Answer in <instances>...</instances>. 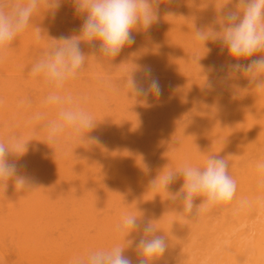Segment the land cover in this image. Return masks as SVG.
I'll return each mask as SVG.
<instances>
[{
  "label": "rangeland",
  "instance_id": "obj_1",
  "mask_svg": "<svg viewBox=\"0 0 264 264\" xmlns=\"http://www.w3.org/2000/svg\"><path fill=\"white\" fill-rule=\"evenodd\" d=\"M238 3H239V0H174V2L172 3H169V0H158L159 9L161 12L159 14L158 21L154 22L152 27L149 28L148 30H144L143 27L138 24V48L136 47L137 45L136 41H135V44L133 45H125L122 48L121 52L116 57H107V56H104L102 53H99V51H97L99 48V41L95 42L96 50H95V54L93 55L92 54L93 49L88 44L81 41V44L83 45V46L81 45V47L85 49V52H86V48H88V51H87L88 54L87 52L84 53L85 56L86 54L88 55V58H86L88 59L86 60L87 62L86 64H88L86 65V68L88 69H86L84 66L82 69L83 71L81 70L80 72L81 74H79V76L76 79H74V82H77V85L79 83H81L79 85L80 87L83 85L82 88H80L79 86H78V89L76 88L75 93L77 95L75 96V98L79 97L78 99H80L81 101L80 100L78 101L77 99L76 100L78 101V103L82 102L85 105L84 108L86 107V110L92 115L93 120H94L95 127L92 130L86 131L84 133L86 138L87 137L89 138L88 139V141L90 140L89 143L91 142L90 143L91 152H95L98 149V147H100L98 152L96 151L95 153V155L96 154L100 155L101 149L102 148L104 149V147H106V149L111 150L113 146L114 147L120 146L117 141H120L121 140L120 138L122 139L126 138V137H123L125 132L128 133V131H132V135L130 134L128 135L129 137L127 136L128 137L127 140L131 143L133 141L135 142V140L137 139L136 134H138V139L136 140V142L138 141V190L140 191L138 197H141V200H142L140 202V200L138 199L140 206L142 205L141 207L140 206L138 207V210H141V212L138 211V216H140L138 218L142 222L141 227L143 229V225L145 223H150V224H152V222L154 223V216L156 215L158 216L162 215L161 219L165 215L166 217L164 218H167L165 219L167 220L166 221L167 225L173 222L172 226L169 225L170 227L168 226L166 227L163 222L164 220L162 221V220H159L158 218H155V223L154 225L152 224L154 228H157L155 227L157 225L156 224L157 221L159 222L158 224H160V222L162 221L160 225L162 224L164 225H162L163 227H160V229L158 230L159 232L155 230L151 235L152 236H162L163 238L165 235L167 236L170 235L171 237L173 235L172 237L173 241L172 239L169 240L171 237L167 240L168 244L170 241L173 243V245L171 246L170 244L169 245L166 244L167 250L164 253V255L162 257L157 256L155 258H152L150 259L149 262H152L151 260H153V262H155L156 264L157 263L159 264H167V263L169 264H174V263L176 264H185V263L186 264H205V263L210 264L211 263L212 264L214 263L212 260L213 257L210 256L211 250H209L208 252L207 251L208 248L206 247H207V243L208 245L210 244L211 232L214 235V232H213L214 229H217V226L221 225V224H218V225L215 224V221H216L215 219H220L224 213L230 215L229 213L232 210L233 211L231 212V215L233 213V215L236 216V217L232 216V220L235 223V227L243 228V229L239 228V230L237 229V232L240 230L242 231L245 230L247 233L249 232L248 233L249 235H253L252 231L255 232L256 229L261 228L264 230V226H263L264 225V220H263L264 201L261 199L263 198L261 194H264V191H261V189L264 190V188L258 187L257 178H256L258 175L256 164L258 161H264V117H259V114L261 116V113L258 114V117H254V116L252 117L251 114H250L251 117L250 116L246 117L245 116L246 114L244 113L246 111L245 108L242 109L243 113L245 114L244 115L245 117H234L233 115V111L235 108L236 109L237 107L241 108L240 104H242L243 107H246L247 115H249L250 113V110L248 108L254 107L255 104L257 105L255 107H259V108L263 107V106L260 107V104L264 102V86H261L258 88L254 83L249 82L250 80L249 76L243 73H234L230 68L231 64H234L237 62L241 64H247L253 59L264 57V51L257 52L252 57H241L237 59L229 54L227 45H222L220 42V36L222 35L223 28L227 26L226 21L224 20V14L229 10L239 11L237 7ZM193 28H194V31H193ZM195 28L196 29L199 28L200 30H195ZM198 31L203 32L207 36V39H205V41L204 39H202L200 36L197 35ZM210 49H211V53H210ZM100 54L102 55L101 59H99V57H101ZM210 56H212V58ZM148 69L151 70V78L146 74V71ZM133 79L137 81L138 85L142 86L146 90V95H140L137 93L136 89L133 87L131 83ZM151 79H156L159 82V85L161 88V94L159 96L155 93L154 90L150 88ZM222 82H223V86L221 85ZM29 90L34 91V89H29ZM36 90L32 92V94L30 95H33L34 93H37L38 95L39 92H37ZM47 93L48 91L46 92V95ZM220 93H223L225 97L223 95L221 96ZM218 95L221 97H219ZM252 100H254L252 102L253 104L255 103L254 106L250 104L251 106L249 105L250 107H247V105L251 103ZM217 101H220V102L218 103ZM247 101L248 102L250 101V102L248 103ZM224 105H226L227 108ZM224 109L226 110V113L224 112L225 111ZM262 109L263 108H261L260 110L263 111ZM202 110L206 112V114L204 115L206 117L202 115ZM226 114L227 116H224ZM125 121H129L128 124ZM122 122H124L125 125ZM124 126L125 127L127 126V128H129L128 131H126L127 128H124ZM127 133L125 134V136L127 135ZM133 134H135L136 139L133 137L134 136ZM228 135L230 136L228 137ZM94 136L98 137V141L92 139V137ZM130 136H132L135 140L133 138L131 139ZM225 137L226 139L227 138L228 139L227 140L224 139ZM129 138L132 141L129 140ZM91 140L94 141L95 145L92 144L93 141ZM113 140L114 142H117L118 145L116 143H113L112 142ZM127 140L125 141L122 140L123 143L126 142V144L124 143L123 146L125 145L126 147L124 146V148L127 149L128 147V149L130 150L129 147H131L133 144L129 143L130 146H127L128 144ZM122 142L120 143L121 146H122ZM111 143H113L114 145ZM229 143L231 146H229ZM103 145L105 146L103 147ZM119 148L122 149V147H119ZM121 149H120L121 151L120 153H124L125 151L128 150V149L127 150L122 149V150H125L123 152ZM115 150L112 149L111 151L113 152ZM104 151L102 152L103 154H104ZM107 152H109V150ZM107 152H105L107 156V158H104V160L107 159L105 161L110 162V163L113 162L112 164H115L114 162L116 161L120 163L118 159L121 158L120 157L121 154L119 158H117L116 160L114 157H117L119 153L115 151L116 156L115 154H112L114 156L113 158L115 159V161L113 159L112 161L110 157H109L110 159L108 158ZM110 152L108 153L109 155H111ZM99 155H96V156L98 157L99 160L101 158V160L99 161L98 159L95 160L92 158L94 163L102 162L103 158L99 157ZM209 155H218L221 157L225 156L223 158L228 161L229 168L231 167L232 169V172L231 171L229 172L230 169L228 168L229 169L228 172L231 176L233 175L232 177L236 181V184H237L236 196H235V199L231 202L232 204L229 203L226 205H219L220 207L216 206V207L209 208L207 209L208 211L207 210L201 211L198 216L191 215L192 216L191 218V216L188 213L186 214L184 213L183 211L184 206H183V203L181 204L180 200L179 201L176 200V202L172 200V202H170L171 199H173L172 198L173 194L176 192L177 193L180 192L183 186L182 176H179L180 178L178 177V180H176L173 184L169 185L167 189H164L162 186H159V185L154 188L152 182L154 180H158L159 176L163 175L164 173L170 170L175 171L178 174L179 173L178 170H180L182 166H184L185 164L203 168V166H205L206 164V160ZM98 164L100 165V163ZM112 164L109 166L110 167L113 166ZM103 165L106 167V170H108V168L110 169V167L107 166L108 164L106 162H104ZM239 169L240 171H237ZM246 173L248 176L245 175ZM146 180L150 183H146ZM253 181L256 184L253 183ZM107 182H110V181H107ZM245 184H248V185H245ZM250 185L252 186L250 187ZM256 185L257 187H255ZM240 187H242L241 190L243 192L240 190ZM244 187H248L246 189L247 191L248 190L249 191L247 192ZM253 191L255 192L257 191L256 194ZM150 195L152 196L150 197ZM259 196H260V200L257 199ZM243 197L247 198L248 200H250L251 197L255 199L254 201L253 199L250 200L252 203L253 202L255 203V204L254 203L251 204L250 206L254 210L253 212L250 211L253 215L245 216L244 213L246 214L247 213L246 210L248 209L243 208L245 209L246 211L245 212L243 211V209L239 208V202L241 199H243ZM200 199L202 198L201 197L195 198L194 203L196 202L195 204H200L201 202ZM143 200L144 202L145 200H147V202H145L146 204L144 207H143L144 205ZM173 202L175 204L177 202L178 204L180 203L181 204L180 208L178 207L179 206L178 204L172 205L174 204ZM170 204L172 206H176V207H173V209H175L174 212L178 210L175 213L176 215L178 214L180 215L179 217L180 219L177 216V218L179 219V222L177 221L178 223L175 228L173 227L175 226L174 221L172 222L170 221V219L174 220V216H175L173 215L175 214L174 212L173 213L169 212L171 210L173 211V209L171 208L172 206ZM146 205L154 207V210L151 211L150 213L152 216V217L150 216V218L145 217L149 215L146 212H148L149 210L147 209L150 208V207L147 208ZM221 206H224V207L222 208ZM169 207L171 208L170 210H168ZM166 208L168 211L166 210ZM221 208L223 209L222 211L224 212L221 211ZM217 209H219L221 212H219ZM259 210H262L260 212V216L258 215ZM144 212H145V216L143 214ZM162 212L164 215L161 214ZM166 212L167 213L169 212L173 215L172 216L170 214L172 218L169 217L170 218L169 220H168L169 214L167 215ZM213 212L215 213V215ZM254 212L258 214L255 213L254 215ZM218 215H220L219 216L220 218L216 217ZM228 215L227 217L224 215L225 218L222 217L223 219L221 218L222 220L221 222L223 223L220 226L222 230H219L220 231L219 234L222 231H225V232L228 231L227 228L230 225L229 224L230 221H232ZM181 216H182V219H181ZM101 217L99 216L100 219ZM71 218H74V217H70V218L67 217L69 222L67 220L68 224L66 225H59V226L52 225L53 227L49 226L47 228L32 229V230L27 231V233L26 231L22 230L24 234L22 232L17 233L16 231H13L11 235H13L14 238L21 236L23 237V239H26V238L34 239L35 238L36 241H38L42 237L43 240H46V241L47 239H50L49 242H53V244L52 243L50 244L51 248H49V246L47 245H44L43 246L44 250L40 248L41 246H39L38 244L36 245V243L38 242H35L36 246H29V247L22 246L20 248L14 242L10 243L11 238L10 236H7L6 237L7 239L5 240V244L0 243V246H1L0 249L4 252L3 254V252H1L0 250L1 252L0 253V264H4V263H7V264H16V263L17 264H29V263L30 264H40L41 261H44L47 258L49 260L52 259L54 261L55 256L62 257L63 254H65V252H66L65 256L68 255V253H71L70 255H68L69 256L68 260H66L67 259L66 257L63 259L67 261L66 264H69V261L72 259L74 255H77V254L83 255L91 250H101L104 248H105L104 250L108 248L111 249L110 247H108V244L109 246L113 247L114 245H116L115 242L119 241V240L117 241V238L119 237L116 236L117 235L116 232L118 230L116 231L114 228L113 231H116V232H109L112 226L108 225V227L105 228L103 226H106V225L102 224V228H101L100 227L101 224L98 225L99 223H97L96 224L97 226H95V222L92 223L93 225L88 222L89 223L88 226H85L87 225L86 223V224H82V227L80 225H78L80 227L78 226L75 227L74 224H70L72 223ZM105 218H110V217H105ZM260 218L262 219V221ZM190 219L191 221H189ZM168 221H170L171 223ZM196 221L198 222L197 224H196ZM241 221H243L242 224H240ZM233 224L232 226L234 227ZM236 224H238L239 226ZM117 225L118 224H114L116 228H117ZM232 226L230 225V227ZM99 227L102 229L103 234L104 232L109 230L108 231L109 236L107 235V233H105L104 235H101L100 234L101 232L98 233ZM235 227H234V231H232L233 229L231 230V228L229 229V231L231 230L232 232L231 236L234 238V240L236 239L235 237L237 236V234H235L237 233L235 232L236 231ZM183 228L187 230H183ZM101 229L99 230L101 231ZM218 229L217 231H215V233L218 232ZM175 231H177V233H175ZM181 231L183 232V234L180 237ZM202 232H204L203 235H201ZM114 233H116L115 234V236L117 237L116 241H114L115 239H113L115 238ZM141 233L143 234V231ZM223 233L224 232H222V234ZM142 234L141 236H143ZM185 234L186 235L189 234V236L187 235L188 237H186ZM105 235L108 236L109 238L106 237ZM191 235L192 237H190ZM221 235L218 237H221ZM249 235H246V236H249ZM100 236H101L102 241L104 240L105 237L106 239L108 238L107 239L108 241H110L111 239L110 237H112V240L114 241V245L112 246L113 243L110 245V242H107L108 244L104 242L107 244V246L105 244H102L103 248L101 246L99 248V245H101L99 243H98L99 244L98 247L96 246L97 244L95 243H94L95 245L93 244L89 245L91 243L88 244L89 246L87 245V241L88 242L91 241V238L89 237H95L97 238L95 239V241H97L100 239ZM103 236L104 238H102ZM217 236L216 238L214 236V238H215V241L217 240V243H218L219 238ZM224 236H226L225 233H224ZM81 237H82V240H79V238L81 239ZM87 237L90 239V241L87 240L85 244L88 246L87 248H89L87 250H86V247H83L85 246L84 245L85 242L82 244L83 246H81L80 245L81 243H78L77 245V242L73 241V240L75 241L79 240L83 242L85 238L88 239ZM122 237L126 238L124 235ZM122 237H120V239ZM51 239L52 240L54 239V240L51 241ZM61 239H63V242H65L64 244L62 242H61L62 244L59 243L60 242L59 240ZM56 240H58L59 242H56L55 244L54 241ZM112 240L111 242H113ZM71 241H73L74 243ZM92 241H94V239ZM68 242L71 244V247H74V249L73 248L71 249L70 246L66 245ZM58 243L61 244L63 248L61 246L60 247L62 249L59 248ZM69 243L68 245H70ZM215 244L216 242L214 243V248H215ZM30 245H32V242L30 243ZM117 245H120V243H118ZM182 245L183 247H181ZM185 245L187 248L185 247ZM210 245H209V249H210ZM46 246L48 247L47 249L49 252L45 249ZM66 246L69 248V250L67 249ZM93 246H96V247L93 248ZM105 246L108 248H106ZM178 246L180 248H178ZM131 247L132 246H129L131 251L126 248H124L125 250L123 249V251L127 253L126 250H129L128 252L130 253L125 254L126 256L127 255L129 256L131 252H133L132 253L133 256L131 255L129 257L132 259L133 264H137V261L141 257L138 254V251L136 252L138 255H134L135 252L133 250L135 247L133 246L132 248L133 250L131 249ZM204 247L206 248L207 253H205L206 251L203 249ZM16 248L18 249L16 250ZM172 250L173 252H171ZM178 253L181 255H179ZM208 253L209 255L207 256L206 254ZM59 254H61L62 256ZM19 256L21 257L19 258ZM186 256H189V257H186ZM192 256H194L195 259ZM60 257L58 258L59 260H61L60 264H63L62 259H60ZM206 257H207V260H206ZM189 258L190 260L187 261V259ZM208 258H211V259H208ZM175 259H177V261H175ZM207 261H210V262L207 263Z\"/></svg>",
  "mask_w": 264,
  "mask_h": 264
},
{
  "label": "bare ground",
  "instance_id": "obj_2",
  "mask_svg": "<svg viewBox=\"0 0 264 264\" xmlns=\"http://www.w3.org/2000/svg\"><path fill=\"white\" fill-rule=\"evenodd\" d=\"M58 2L60 4L59 9H53V8L48 7L49 0H38L37 10H36V12L34 13V15L32 17L29 26L22 33H20L17 36V38L15 39V41L11 44V46H9L6 49V51H4L3 53H0V142H7L8 138L11 137V136H14V135L21 137L22 141L27 143L28 150L24 152V150L21 149L20 152L18 153L19 156L12 155V156L9 157V161L10 162H14L17 165L22 164L26 168L27 172L30 173V174H32L33 176H35L36 179H37V183L31 189H21V187L19 185H17L16 188H15L11 181H9V185L7 187V181L6 180L5 181H0V243L1 244H5V240L7 239L6 237L7 236H10V238H11L10 243L11 242H14L20 248L22 246H26V247L27 246L28 247L29 246H36L37 244L39 246H41L40 248H42V249H43V246L44 245H47V246H49V248H51L50 247L51 246L50 244L51 243L53 244V242H49L50 239H47V241L49 242L48 243L46 240H43L42 237L38 241H36L35 238H34L35 240L34 239H28V238L23 239V237L18 236V234H17L18 237L17 238H14L13 235H11V233L13 231H16L17 233H21L22 230H24L27 233V231L32 230V229L47 228V227L52 226V225H57V226H59V225H66L69 222V220L67 219V217H69V218L70 217H74V218H71L72 219V223H70V224H74L75 227H77L78 225H80L82 227V224H86V223H87V225H85V226H88L89 223L92 224V223L95 222V226H97L96 224L99 223L98 225L101 224L100 225L101 228H102V224L106 225V226H103L105 228H107L108 225L109 226H112V228H111L112 231H111V229H110V231L109 230L108 231L109 232H116L117 231V228H116V226H114V224H120L122 222L123 218H125L128 215L135 216L136 219H137V222H138V220H139L138 217H140V216H138V211L141 212V210H138V207L140 206V203H139L138 199L140 200V202L142 201L141 200V197H138L139 196V192H140L138 190V141L136 142V140L138 139V134H136L137 135L136 136L137 139L135 137V134H133L134 135L133 137L136 140L132 136H130V138L131 139L133 138L135 140V142L134 141L132 143L129 142L127 140L128 137H129L128 135H130V134L132 135V131H128L129 128H127V126L126 127L124 126V128H127V130L126 129L125 130L128 131V133L125 132L123 137H126V138L125 139L124 138L123 139L120 138L121 139L120 141L122 142V140L123 141L127 140V143H128L127 146H130L129 143L133 144L131 147H129L130 150L128 149V147H127V149L129 151L126 148H124L125 145L123 146V144L124 143L126 144V142H124V143L122 142V146H121V144H120L121 142L120 141H117L119 143V145H120V146H117L118 149H119V151H118L117 147H114V146H113L112 149L113 150L117 149L115 151H117V153H119V154L117 155V157H114L112 154H115V151H113L114 152L113 153L111 151L112 149L111 150L110 149H106V147H104L105 145H103L104 149L103 148L101 149L100 155L99 154H96V155H99V157H102L103 159H102V162H95L97 164L94 163L93 159H95V160L98 159V157L95 155V153H96V151L98 152V150H99L100 147H98V149L95 152H91V144H90L91 142L89 143V141H90V140L88 141L89 138L88 137L86 138V136L84 135L85 132H83L82 134H79V135H63V136H61V138L58 141V143H52L49 140V132H50V130H49L48 127H46V125L51 120H53L56 117V111L54 109H48L47 107H45L43 105V101H44V98L46 97V92L48 91L47 90L48 88L45 86V84L43 83V81L41 79H34L31 76L30 69H31V66L44 53H46L51 47L62 43L59 40V36L60 35H65V36H69V37L72 36V35H77L78 32H74L73 30L74 29H78L79 26L83 23V17L81 15H78L75 12V5L73 3V0H58ZM216 4H217V2H216ZM195 30H200V29L199 28L198 29L195 28ZM193 31H194V28H193ZM132 34L135 37V41L137 42L136 47L138 48V25H136L132 29ZM204 41H205V39H204ZM196 43H198V42H196ZM185 44H187V43H185ZM197 49H198V47H197ZM82 50L84 51V53H86L88 51V48H86V52H85V49L82 48ZM207 50H205V51H207ZM210 53H211V49H210ZM87 54H88V52H87ZM87 54L85 56L86 58H88V55ZM207 54H208V52H207ZM210 57L212 58V56H210ZM101 58H102V55H101V57H99V59H101ZM86 60H88V59H86ZM86 60H85V64H84L85 68H86V65H88V64H86L87 63ZM211 61H212V59H211ZM86 69H88V68H86ZM223 82L221 83L222 86H223ZM80 84L81 83H79L77 85V82H74V80H71V81H69V82L66 83L65 88H64V92L66 94L71 95L72 98H73V100L75 102L77 100L78 101L80 100V99H78L79 97L78 98L77 97L75 98V96L77 95L75 93L76 92V88L78 89V86ZM82 86L81 87L79 86V87L82 88ZM222 86H221V88H222ZM36 88H37V90H36ZM29 89H34V91L36 90L37 92H39V94L37 95V93H34L33 95H30L34 91L33 90L30 91ZM220 94H221V96L223 95V93H220ZM215 95H213V96H215ZM221 96H219V97H221ZM78 101H77V103H78ZM253 101L254 100H252L251 103H249L250 101L249 102L247 101L249 103V104L247 103L248 104L247 107H250L251 106L250 104H252L254 106L255 103L253 104L252 103ZM210 102H212V101H210ZM217 102L219 103L220 101H217ZM79 104L82 107L85 106L82 102L81 103L79 102ZM223 104H222V106H223ZM262 104H260V107L263 106L261 108H263L262 110L264 111V104L263 105ZM240 105H241V108H238L237 107V109L236 108L234 109V111H233L234 117H245V116L246 117H249L250 114H251L252 117L253 116L254 117H258V114L259 113H261V116L259 114V117H264V114H263L264 112L260 110L261 108L255 107V106H257L256 104H255L254 107L248 108L250 110L249 115H247V109H246V107H243L242 104H240ZM224 106H226V105H224ZM226 108H227V106H226ZM243 108H245V110H246L244 112L246 115L243 113V110H242ZM85 109H86V107H85ZM203 110H205V109H203ZM203 110H202V115L204 116L206 114V112L203 111ZM259 111H261V112H259ZM38 112L45 113V115L41 119H39V120H33L32 118ZM203 112H205V113H203ZM224 112L226 113V110ZM227 114L224 115V116H227ZM93 115H95V114H93ZM214 116H216V115H214ZM204 117H206V116H204ZM230 119H232V118H230ZM165 120H166V118H165ZM125 122L128 124L129 121H125ZM122 123H124V122H122ZM124 125H125V123H124ZM108 127H110V126H108ZM129 132H131V133H129ZM138 132H136V133H138ZM126 133H127V135L125 136ZM229 136L230 135H228V137ZM130 138H129V140H131ZM224 139H226V137ZM91 141H93V140H91ZM112 142L117 144V142H114V140ZM113 143H111V144H113ZM92 144L95 145L94 141L92 142ZM110 146H112V145H110ZM229 146H231L230 143H229ZM37 147L39 148V150L38 151H35L34 149H36ZM101 147H102V145H101ZM119 147H122V149H126L127 151L122 150ZM120 149L123 152L124 151L125 152L124 153H120L121 152ZM108 150H109V152L111 151L110 154L112 155V157H111V155L108 154L109 153V152H107ZM103 151H104V154L102 153ZM105 152H107L108 158L110 157L111 160L113 159L114 161H115V159L117 160V158H119V156L121 154V156H120L121 158L118 159L120 161V163L118 161H116V162H114L115 164H112L113 163L112 162L113 160L112 161L110 160L112 163L105 161V160H107V159L104 160V158H107ZM141 155H142V153H141ZM115 156H116V154H115ZM223 157H225V156H223ZM100 160H101V158H100ZM104 162H106L108 164L107 165L108 167H110L109 165H111V164L113 166H111L110 169L108 168V170H106V167L103 165ZM98 163H100V165ZM101 163H103V164H101ZM229 169H228L229 172L230 171L232 172L231 167ZM237 171H240V169L237 170ZM245 175L248 176L247 173ZM105 178L107 179V181H110V182H107ZM256 178H255V180H256ZM250 179H252V178H250ZM146 183H150V182H148L146 180ZM250 183H252V182H250ZM253 183H255V182L253 181ZM245 185H248V184H245ZM251 186L252 185H250V187ZM255 187H257V185ZM255 187H253V188H255ZM241 188L242 187H240V190H241ZM244 188L246 189L248 187H244ZM160 191H161V189H160ZM246 191H247V189H246ZM261 191H264V190L261 189ZM253 192H255V191H253ZM256 192H255V194H256ZM261 195L263 197L261 199L264 201V194H261ZM151 196L152 195H150V197ZM151 199H153V198H151ZM252 199L253 198L251 197L250 200H252ZM172 200L173 199H171L170 202H172ZM254 200L255 199H253V201ZM143 202H144V200H143ZM145 202H147V200H145ZM145 202H144L143 207L146 204ZM174 202H176V200ZM253 203H251V204H253ZM177 204H178V202L176 204L174 203L172 205H177ZM181 204H182V202H181ZM181 204L180 203L178 204L179 205L178 206L179 208H180ZM263 205H264V203H263ZM146 207L147 208L150 207L149 209H147L149 211L146 212L149 215L145 216V212L143 214H144L145 217H149L150 218V216H151L150 213H151V211L154 210V207L153 206L151 207V206H148V205H146ZM173 207H176V206H172L171 208L173 209ZM221 207L223 208L224 206H221ZM171 208L169 207L168 210H170ZM222 208H221V211L223 210ZM245 209H248V210H246L247 211L246 214L243 212L245 216L246 215H253L250 212V211H252V212L254 211L253 208L247 207ZM245 209H243V211H245ZM254 209H256V208H254ZM166 210H167V208H166ZM174 210L175 209H173V211L171 210L169 212H172L173 213ZM217 210L219 212H221L219 209H217ZM145 211H146V209H145ZM165 211H163V212H165ZM177 211H175V212H177ZM261 211L262 210H259V214L256 213V212H254V215L256 213V214H258L260 216V212ZM263 211H264V208H263ZM163 212L161 214H163ZM169 212L168 213L166 212L167 215L169 214L168 215V220L170 219L169 217L172 218V216L175 215L174 216V220L173 219H170L171 222L174 221V225L175 226H173V227L175 228L176 225H177V223L179 222L180 215L178 213H177L178 215H176L175 212H174L175 214L172 215ZM222 212H224V211H222ZM231 212L229 213L230 215L224 213L223 216H221V218L222 217L225 218V216L227 217V215H228L230 217V219L232 220V216H234V217H236V216L233 215V213L231 215ZM170 214L172 216H170ZM214 215H215V213H214ZM262 215H263V213H262ZM97 216H98V218H97ZM99 216L100 217L101 216H103V217L105 216V217H110V218H105L104 217V219H103V217H101V219H100ZM161 216L160 215L159 216L158 215L154 216V223H155V218H158L159 220H162V221L164 220L163 222H164V224H165L166 227L167 226L170 227L169 225L172 226V223L173 222L171 223L170 221H168L171 224L168 223L169 225H167V222H166L167 220H165L167 218H164L166 216L164 215V217H162V219H161ZM177 216H178L179 219L177 218ZM196 216H198V215H196ZM203 216H204V214H203ZM219 216L220 215H218L216 217H219ZM191 218H192V216H191ZM221 218L220 219H215L216 220V221L214 220L215 221V224H217V225L218 224H221L222 225L223 222H221L222 221ZM181 219H182V216H181ZM67 220H68V222H67ZM217 220H218V222H217ZM263 220H264V218H263ZM162 221L160 222V224L162 223ZM189 221H191V219ZM243 221H241L240 224H242ZM261 221H262V219H261ZM232 222H233V220L230 221V223H229L231 226L234 223V222L233 223ZM138 223L140 224V226H142V222L140 220H139ZM154 223L152 222L153 225H154ZM158 223L159 222L157 221L156 222L157 225L155 226L157 228H154L157 231L160 229V227H163L162 225H164V224L160 225ZM197 223L198 222L196 221V224ZM249 223H251V222H249ZM230 225L227 228L228 231H226V232L225 231H222V232H224L226 234V236H224V233L222 234V232L219 234V232H220L219 230H222L219 225L217 226V229L219 228L218 229V232H216L219 235L215 233V231H217V229H214V231H213L214 232V235L211 232V235L210 236L213 239L210 238V240L211 241L213 240L212 241L213 243L210 241V244L212 245L211 246L209 244L210 245V249H209V245L207 243V247L206 248H208L207 249L208 252H209V250L212 251V252L210 251V256L213 257L212 260L214 262L212 264H264V230L261 229V228H260L261 230L260 229H256L255 232L252 231L253 235H249L248 234L249 232L247 233L245 230L244 231L240 230V231L237 232V229L239 230L240 227H238L239 225L236 224V225H238L237 226L238 228H236L235 227V223H234L233 225H234V227L236 229L235 232H237V233H235V234H237V236L235 237L236 239L234 240V238L231 236V234H232L231 230L233 229L232 231H234V227L232 226L233 227L232 228V227H230ZM247 225H248V223H247ZM80 226H78V227H80ZM261 226H262V224H261ZM100 227H99V229H101ZM254 227H252V228H254ZM114 228H115L116 231H113ZM174 228H173V230H174ZM230 228H231V230L229 231ZM99 229H98V231H99L98 233L101 232L100 233L101 235H104L105 233H107V235L109 234L108 231H106V230H105L106 232H104V234H103L102 229H101V231ZM183 230H187V229H184L183 228ZM50 231H48V232H50ZM142 231H143L142 230V227H140L139 229H136V230H130L129 233H128L129 236H128V234L127 235L123 234L126 238H123L122 237L123 235L120 232L118 233V231H117L116 232L117 233L116 236H118L119 238H117L115 236L116 233H114L115 238H113V239H115L114 241H116V238H117V241L119 240L118 242H115L116 245H114V241L112 240V237H110L111 238L110 241L107 240L109 238L108 237L109 235L108 236L105 235L106 237H108L107 239H106V237L104 238V236H103L102 237V238H104L103 241L101 239V236H100V239L98 238L101 241H99V240L95 241V239H97L95 237H89V238H91V241H90V239L88 237H87L88 239L85 238V240L83 242L82 241H79V240H82V237H81V239L79 238V240H76V241L73 240V241L74 242H77V245H78V243H81L80 245L83 246L82 244L85 242L84 243V245H85L86 244V241L89 240L90 242L87 241V245L89 243H91L89 245H92V244L95 245V244H97L96 246L98 247V245L101 244V245H99V248H100V246L103 248L102 244H105L107 246V244H108L107 242H110V245L113 243L112 246L113 245L114 246H121V245H123L125 247L121 246V248H123V249L126 248V249H129L130 250V248L128 246L129 245L128 244V240L131 239V240L138 241L139 238L142 237L141 236V234H142L141 232ZM193 231H194V229H193ZM204 232H202L201 235H203ZM40 233H41V231H40ZM175 233H177V231H175ZM118 234H120V235H118ZM182 234H183V232L181 231L180 232V237H181ZM245 234L246 235H249V236H246ZM178 235H179V233H178ZM187 235L189 236V234H187ZM187 235H186V237H188ZM212 235H213V237H212ZM217 235L218 236L221 235V237H218ZM165 236H167V235H165ZM165 236H164V239L167 238L165 240L167 242V240L171 236L170 235H168L169 237L168 236L165 237ZM214 236H215V238H216V236L219 238L218 239V243H217V240L215 241ZM222 236H224V237H222ZM120 237L123 238V239L121 238L123 241L120 239ZM172 237H173V235H172ZM172 237L169 240H171ZM177 237H176V239H177ZM190 237H192V235ZM30 238H31V236H30ZM92 238L94 239V241H92L93 240ZM53 240L51 239V241H53ZM61 240H59L60 242L58 240H56V241H54V243L56 244V242H59V243L62 242L64 244L65 242H63V239H61ZM111 240L113 242H111ZM73 241H71V242H73ZM172 241H173V239H172ZM187 241H188V239H187ZM187 241H185V242H187ZM31 242H32V245H30ZM33 242H34V244H33ZM35 242H38V243H36V245H35ZM104 242H106L107 244L104 243ZM215 242H216V244H215V248L216 249L214 248V243ZM59 243H58L59 248H61L62 247L61 246L62 243L61 244H59ZM68 243L66 245L71 247V244L69 243L70 245H68ZM118 243H120V245H117ZM166 244H168V242ZM169 244L171 246L173 245V243L170 242V241H169ZM87 245L83 246V247H86V250L89 249V248H87L89 245L88 246ZM47 246L45 247V249L48 251V249H47L48 247ZM81 246H80V248H81ZM96 246H93V248H95ZM64 247H65V245H64ZM108 247L113 248V247L109 246V244H108ZM108 247H106V248H108ZM181 247H183V245ZM185 247H186V245H185ZM72 248L74 249V247H71V249ZM132 248H133V246L131 247V249ZM178 248H180V247L178 246ZM200 248H202V247H200ZM206 248L204 247L203 249L206 251ZM17 249L18 248H16V250ZM67 249L69 250L68 247H67ZM67 249H66V251H67ZM104 249H102V250H104ZM108 249H106V250H108ZM174 249H175V247H174ZM129 250H126L127 253H130V252H128ZM133 251L135 252L134 255H138L139 254V253L138 254L136 253L137 250H135V248H134ZM207 251L205 253H207ZM214 251H216V252H214ZM1 252H3V251L1 250ZM5 252H7V251H5ZM171 252H173V250ZM127 253L124 252V255L127 254ZM132 253L133 252H131V254L129 256H131V255L133 256ZM189 253H190V251H189ZM3 254H4V252H3ZM65 254H66V252H65ZM65 254H63V256L61 254H59L62 257H60V256L56 257L55 256V258H54L52 256L54 258V261L52 259L49 260L47 258L44 261H41V262L39 261V262H40V264H51V263L52 264H60V261L61 260L58 259L60 257V259H62L63 264H66L67 261H65L63 259L66 257L67 258L66 260H68V257H69L68 255H70L71 253H68V255H66V256H65ZM184 254H185V252H184ZM179 255H181V254H179ZM192 255H193V253H192ZM206 255L208 256L209 253L206 254ZM190 256H191V254H190ZM20 257L21 256H19V258ZM186 257H189V256H186ZM192 257H194V256H192ZM15 259H17V258H15ZM194 259H195V257H194ZM208 259H211V258H208ZM71 260L69 261V264H71ZM188 260H190V258L187 259V261ZM206 260H207V257H206ZM149 261H150V259H149ZM149 261H148V264H156L155 262H153V260H151L152 262H149ZM175 261H177V259H175ZM208 262H210V261H207V263ZM4 264H7V263H4ZM157 264H159V263H157ZM167 264H169V263H167ZM174 264H176V263H174Z\"/></svg>",
  "mask_w": 264,
  "mask_h": 264
},
{
  "label": "clouds",
  "instance_id": "obj_3",
  "mask_svg": "<svg viewBox=\"0 0 264 264\" xmlns=\"http://www.w3.org/2000/svg\"><path fill=\"white\" fill-rule=\"evenodd\" d=\"M174 0H169V3ZM75 12L83 17V23L74 32L77 35H60L62 42L51 47L44 53L30 69L34 79H41L48 88L43 105L56 111V117L46 127L49 128V140L58 143L63 135H79L95 127L92 115L71 95L64 92L67 82L76 79L85 64V54L81 41L107 57H116L125 45L135 44L132 29L141 25L144 30L152 27L158 21L160 9L158 0H73ZM38 0H0V53L6 51L30 24L37 10ZM48 7L59 9L58 0H49ZM239 11H227L224 14L226 27L223 28L220 42L227 45L231 56L252 57L255 53L264 51V0H239ZM198 36L207 39L203 32ZM234 73H243L250 77L249 82L258 88L264 86V57L253 59L247 64L234 63L230 65ZM146 74L151 78V70ZM140 95H146V90L131 81ZM150 88L159 96L161 88L158 80L151 79ZM45 113L38 112L32 118L41 119ZM98 141V137H92ZM28 150V145L19 136H11L7 142H0V181L12 182L21 189H31L37 179L28 173L20 164L9 161L12 155L19 156L20 150ZM38 151L37 147L34 149ZM229 163L218 155H210L203 168L185 164L177 174L168 171L152 182L153 187L162 186L167 189L179 176L183 177V186L178 193H174L173 200H180L184 205V213L199 215L201 211L219 205L231 203L236 196L237 184L228 172ZM257 184L264 188V161H258ZM201 197L200 204L194 200ZM257 199H260L258 197ZM251 201L243 198L239 208L251 206ZM135 216L128 215L117 225V230L127 235L130 230L139 229ZM143 236L138 240H128L129 246H134L140 255L137 264H148L149 259L162 257L167 250L162 236H152L154 227L145 223ZM150 237V238H149ZM71 264H133L130 257L124 255L123 248L115 246L110 250H91L86 254L74 255Z\"/></svg>",
  "mask_w": 264,
  "mask_h": 264
}]
</instances>
